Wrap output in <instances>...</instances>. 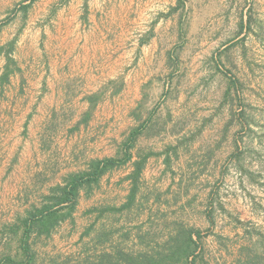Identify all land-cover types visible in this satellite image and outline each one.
Here are the masks:
<instances>
[{"label": "rangeland", "instance_id": "obj_1", "mask_svg": "<svg viewBox=\"0 0 264 264\" xmlns=\"http://www.w3.org/2000/svg\"><path fill=\"white\" fill-rule=\"evenodd\" d=\"M29 1L0 0V46L16 38L12 52L16 67L29 59L40 60L37 53L42 43L48 45L47 37L57 35L59 25L52 20L61 6L55 3L64 0H32L23 9ZM173 13L172 30L163 39L165 46L173 47L172 52L160 53L151 68L138 69V75L149 81L140 88L129 85V91L125 86L129 80L124 78L130 76V69L123 67L115 78L103 80L94 105L105 102L103 107L112 115L120 103L122 111L129 110L138 95L140 102L133 111L140 120L148 110L157 109L162 96H169L172 105L173 96L180 94L184 105L175 122L169 120L173 107L168 109L167 103L136 140L142 144L139 146L150 139L172 141L176 139L172 130L179 129L182 160H192L199 170L197 162L207 154L213 161L203 168L204 174L222 172L216 190L210 191L207 177H187L189 181L181 183L193 188V197L186 189L183 195L175 194L176 200L170 196L172 203L166 211L152 212L150 224L139 226V244L133 243L132 229L125 228L122 235L115 236L119 212L114 209L108 211L105 221L91 224L80 242L82 218L77 214L71 221L77 198L71 217L55 226L49 237L30 234L33 264H75L87 255L113 249L159 257L167 254L171 238L179 239L178 232L189 228L199 233L194 234L193 264H264V0H180ZM132 35L125 38L121 33L122 46L135 42ZM107 56L106 51L103 58ZM42 60L47 61L44 56ZM5 62L1 55L0 71ZM41 63L44 67H34L31 62L30 67L14 71L0 84V257L22 258L18 235L10 233L9 225L27 210L41 207L52 194L50 190L45 195L40 190L34 194L25 191L32 196L23 207L24 203L16 200L24 190L17 181L22 166L9 164L14 152L17 157L15 148L26 138L27 119L43 108L50 109L51 102L42 101L44 87L39 80H45L46 64ZM103 71L108 76L107 70ZM121 89L128 92L118 96ZM52 103L58 107L54 118L58 131L71 124L76 118L72 114L82 108L77 100ZM113 118L105 120L103 127L112 128ZM127 215L130 218V213Z\"/></svg>", "mask_w": 264, "mask_h": 264}, {"label": "crops", "instance_id": "obj_2", "mask_svg": "<svg viewBox=\"0 0 264 264\" xmlns=\"http://www.w3.org/2000/svg\"><path fill=\"white\" fill-rule=\"evenodd\" d=\"M179 1L64 0L55 3L61 6L53 16L55 21L52 20L59 25L57 35L47 37L45 42L48 45L42 43V49L37 53L39 61L29 59L23 65L17 63L18 69L30 67L31 62L34 67H44L39 66L41 62L46 64L43 71L46 73L45 80L39 82L44 87L42 97L45 100L42 101L51 102L49 110L43 108L27 119L26 138L15 148L17 157L14 152L9 159V164L17 162L22 166L17 181L19 188L24 190L16 197L21 204L32 196L27 194L31 190L33 194L41 191L45 195L53 187L62 186L70 175L86 172L92 161L119 157L123 153L122 144L129 132L144 120L143 125L138 128L141 133L154 121L156 111L167 103L168 109L173 107L169 110V120L175 122L178 110L184 105L180 94L173 96L172 105L169 96H162L163 102H158L157 109L148 110L140 120L135 117L137 111H133L140 102L138 95L131 101L129 110L122 111L120 103L117 108L114 106L112 115L103 107L105 102L102 106L96 103L89 110L87 97L97 95L100 86L105 83L103 80L115 78L123 67L130 69V76L124 78V81L129 80V84L125 86L134 87L138 84L140 88L149 81L148 77L142 79L138 75V69L151 68L160 53L172 52L173 47L165 46L163 39L172 30L169 23L174 18L173 12L178 11ZM176 28L178 31V26ZM122 32L125 38L133 32L135 42L130 41L122 46ZM106 51L108 56L103 58ZM42 56L47 61H43ZM161 63L163 65L165 60ZM105 69L108 76L104 74ZM78 84L75 88L74 85ZM128 89L119 90L117 95L121 96ZM67 99L81 101L82 108L75 115L72 114L76 118L71 120V124H66L58 131L54 119L58 107H54L52 102ZM113 115V127H103L105 120ZM172 131V137H176L172 141L150 139L145 146H139L142 144L135 139L128 149V159L107 169L98 178L96 185L91 186L90 191L87 192L85 187L79 189L71 221L73 223L77 214L82 218L78 238L80 242L90 232L91 224L98 219L105 221L108 211L114 209L119 212L115 218L119 225H116L115 236L120 235L125 228L132 229L135 232L133 243L139 244L138 228L144 223L150 224L152 212L166 211L172 203L170 196L176 200L175 194L183 195L185 189L192 193L193 188L189 184L181 183L189 181L186 180L187 177L193 179L198 174V178L207 177L210 191L216 190L215 182L219 175L222 177V172H210L207 175L203 169L213 159L205 154L197 162L199 170H195L192 160L181 158L183 147L179 129ZM162 135L163 133L159 136ZM137 163L141 167L138 176L133 178ZM179 190L183 192L179 193ZM193 195L188 194L191 197ZM25 206L24 203L23 207ZM129 213L130 218L128 215L125 217ZM128 225L130 226L127 227Z\"/></svg>", "mask_w": 264, "mask_h": 264}, {"label": "trees", "instance_id": "obj_3", "mask_svg": "<svg viewBox=\"0 0 264 264\" xmlns=\"http://www.w3.org/2000/svg\"><path fill=\"white\" fill-rule=\"evenodd\" d=\"M31 2L32 0L27 4H23L22 8L26 9ZM15 42L16 38H13L5 46H0V56L3 55L6 61L0 74L1 85L8 81L11 73L18 70L12 57ZM11 64L14 65L13 68L10 67ZM97 98L98 95L94 94L87 97L90 109ZM135 117L139 119L138 114H135ZM143 122L129 132L122 144L124 150L121 156L92 161L86 172L70 175L62 186L53 187L51 189L52 194L46 197L47 202L45 204L41 207H33L31 210H27L24 217L17 218L10 224V233L14 236L18 235V245L22 258L16 259L9 255L2 256L0 257V264H33L34 253L30 251L28 243L30 234L34 233L36 237L42 235L49 237L55 226L66 218H70L79 196V189L85 187L87 192L90 191L91 186L96 185L98 178L107 169L129 158L128 149L132 146L137 135L140 134L138 128L143 125ZM140 167L141 164L137 163L134 175H132L133 178L138 176ZM194 234L199 235L198 231L191 228L182 229L178 232V236L180 235L179 239L171 238V245L167 246V254L159 257H150L140 252L133 255L120 249H113L87 255L83 260L76 261L75 264H193L194 247L192 245L194 244ZM191 255L192 257L189 259ZM51 263L56 264L55 262Z\"/></svg>", "mask_w": 264, "mask_h": 264}]
</instances>
